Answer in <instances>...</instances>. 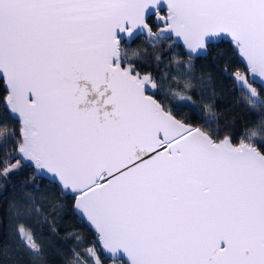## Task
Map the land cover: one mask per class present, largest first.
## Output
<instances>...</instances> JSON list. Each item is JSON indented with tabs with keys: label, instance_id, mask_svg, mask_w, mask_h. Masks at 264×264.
I'll use <instances>...</instances> for the list:
<instances>
[{
	"label": "snow or ice",
	"instance_id": "1",
	"mask_svg": "<svg viewBox=\"0 0 264 264\" xmlns=\"http://www.w3.org/2000/svg\"><path fill=\"white\" fill-rule=\"evenodd\" d=\"M137 36L154 49L182 42L187 59L173 55L161 69L156 51L159 74L146 70L147 50L130 47ZM225 37L246 72L220 71L257 115L241 131L234 117L221 125L214 100L201 115L191 95L208 86L194 59ZM257 80L264 0H0V109L17 122L0 121V144L12 142L0 158V199L9 186L26 189L0 212L14 241L0 242V258L47 264L30 221L58 236L55 217L70 211L95 239L66 264H264ZM187 107L202 123L182 114ZM36 177H50L64 203L42 195L45 211L32 194L39 186L27 189ZM65 239L83 238L73 230Z\"/></svg>",
	"mask_w": 264,
	"mask_h": 264
},
{
	"label": "trees",
	"instance_id": "2",
	"mask_svg": "<svg viewBox=\"0 0 264 264\" xmlns=\"http://www.w3.org/2000/svg\"><path fill=\"white\" fill-rule=\"evenodd\" d=\"M152 21L154 22V18H152ZM153 30H156L155 26ZM169 43L170 41H161L160 45H157L154 49L145 37L138 36L130 43V47L133 49H146L148 56L142 67L158 75L159 72L155 66L154 52H163L161 69L171 60L173 55H178L184 60L187 59V55L180 45L175 46L171 50H167V45ZM125 46L128 47L129 45ZM218 53H223V55L217 56ZM213 56H217L216 61H213ZM225 63L230 65V71L239 68L242 72H245L244 66L238 55L234 54L232 51L231 42L224 40L215 43L207 59H194L197 75H205V78L208 80V86L204 90L196 89L192 91L191 95L195 105L201 110V115H203L204 104L214 100L215 109L222 114L219 117L221 125L224 124L226 119L234 117L235 124L233 126L237 131H241L245 124L255 122L257 115L241 102L242 97L238 88H234L233 81L226 78L225 74L220 71ZM169 70L175 71L174 68ZM253 86L257 88L261 97L264 98V90L259 86ZM213 91L216 93L215 97L212 95ZM173 103L176 104L177 102L173 101ZM182 114L193 116L194 122L202 123V120L196 118V113L192 111L191 107L184 108ZM0 121L6 122L9 128L17 127L16 120L14 118H9V114L4 109H0ZM11 147V140L0 144V158L4 157L6 150H10ZM31 174L32 170L30 168L25 171L26 176ZM33 184L39 186V191L33 189ZM27 189H33L32 194L36 196L37 203L44 205L45 211H50V209L48 208V201L40 199L42 195L47 196L49 200L53 202L64 203L65 198L60 195L59 189L54 183H48L47 180L42 183L40 178L36 177V179L27 186ZM25 193L26 189L24 188L17 186L15 191H13V188L9 186L7 191L4 192V198L0 199V212L7 208V199L12 198L13 195L18 198L25 196ZM68 207L70 208V204ZM55 219L59 230L58 236L53 235L49 231L47 225L42 222L36 223L33 220L30 221V223H32L45 245L47 264H66V261L72 256V248H77L78 251H81L82 247L94 242L95 236L93 230L85 224L78 223L76 217L70 211H61L60 216L55 217ZM0 220H2V222H0V242L14 243V241L8 239L9 221L6 214L0 217ZM73 230L77 231L83 238L80 245L72 239H65L66 234ZM105 259L106 264L112 263L111 260ZM0 264H8V262L0 258ZM24 264H31L28 256H24Z\"/></svg>",
	"mask_w": 264,
	"mask_h": 264
},
{
	"label": "water",
	"instance_id": "3",
	"mask_svg": "<svg viewBox=\"0 0 264 264\" xmlns=\"http://www.w3.org/2000/svg\"><path fill=\"white\" fill-rule=\"evenodd\" d=\"M154 18V21H155V17H153ZM155 31V30H154ZM138 37V36H137ZM135 39V38H134ZM133 39V40H134ZM132 40V41H133ZM221 40H224V41H229V42H231L230 41V38H227V37H225V38H223V39H221ZM221 40H217L215 43H218L219 41H221ZM131 41V42H132ZM130 42V43H131ZM178 45H180L181 46V48H182V50L184 51V53L186 54V49L182 46V42H178ZM240 59V58H239ZM241 61V60H240ZM241 63L243 64V62L241 61ZM243 66H244V64H243ZM244 69H245V67H244ZM245 72H246V69H245ZM254 85H256V86H259L260 88H262L263 90H264V83H262L261 81H259V80H257L256 81V83L254 84ZM15 119V118H14ZM47 179H50V177L49 178H47ZM46 179V180H47ZM110 260V259H109Z\"/></svg>",
	"mask_w": 264,
	"mask_h": 264
},
{
	"label": "rangeland",
	"instance_id": "4",
	"mask_svg": "<svg viewBox=\"0 0 264 264\" xmlns=\"http://www.w3.org/2000/svg\"><path fill=\"white\" fill-rule=\"evenodd\" d=\"M109 264H112V263H109Z\"/></svg>",
	"mask_w": 264,
	"mask_h": 264
}]
</instances>
